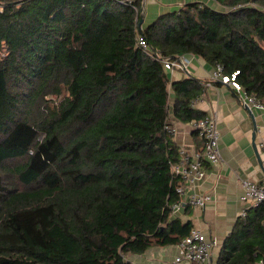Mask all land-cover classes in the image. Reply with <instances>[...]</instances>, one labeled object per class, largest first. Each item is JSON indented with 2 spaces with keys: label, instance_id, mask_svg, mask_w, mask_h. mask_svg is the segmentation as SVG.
Here are the masks:
<instances>
[{
  "label": "trees",
  "instance_id": "trees-1",
  "mask_svg": "<svg viewBox=\"0 0 264 264\" xmlns=\"http://www.w3.org/2000/svg\"><path fill=\"white\" fill-rule=\"evenodd\" d=\"M193 1L139 28L144 0H0V264H136L179 244L171 131L201 80L163 58L236 71L264 101V0ZM55 96L56 99H52ZM186 206V212H189ZM264 263V203L237 219L217 264Z\"/></svg>",
  "mask_w": 264,
  "mask_h": 264
},
{
  "label": "crops",
  "instance_id": "crops-1",
  "mask_svg": "<svg viewBox=\"0 0 264 264\" xmlns=\"http://www.w3.org/2000/svg\"><path fill=\"white\" fill-rule=\"evenodd\" d=\"M193 1L217 7L213 0H144L142 27L152 23L159 15ZM186 55L190 59L188 70H169L170 78L177 80L191 76L203 82L204 94L195 101L194 106L207 114L216 115L221 133L222 161L219 165L205 162L206 176L186 185L183 206L176 216L183 221H191L193 226L201 228L215 242L212 256L205 264H217L226 237L247 206L240 199L243 192L240 179L247 178L264 185V110L248 108L230 82L214 80V65L199 56ZM173 127L179 149H186L190 154L203 152V139L191 122L174 120ZM194 193L209 194L210 199L203 207L193 205L188 197ZM186 206L189 212H186ZM177 253V244L153 246L143 254H130L129 258L136 264H171Z\"/></svg>",
  "mask_w": 264,
  "mask_h": 264
},
{
  "label": "built area",
  "instance_id": "built-area-1",
  "mask_svg": "<svg viewBox=\"0 0 264 264\" xmlns=\"http://www.w3.org/2000/svg\"><path fill=\"white\" fill-rule=\"evenodd\" d=\"M137 41L138 45L149 57L159 59L167 70H188L190 59L186 54L179 55L172 59L163 58L160 52L154 51L150 47L143 35H139ZM238 72L239 71H236L231 76L224 75L222 73V66L218 64L215 66L213 78L214 80L221 79L224 82H230L239 92L242 103L248 108L252 109L255 107L264 110V101L248 93L242 84L237 81L236 75ZM191 124L203 139L204 150L202 153L190 154L186 149H180V160L172 164V172L175 175H178L182 180L181 184L177 187V192L181 199L172 205L174 215H176L183 206L182 197L186 193V185L195 182V180H201L206 176L207 168L205 162H208L211 165H219L222 161L220 146L221 133L216 115L206 114L199 120L191 121ZM171 131L175 133V128L171 127ZM240 183L243 188L240 199L247 204L241 213V216L245 217L249 209L264 203V185L247 178H241ZM209 199V194L194 193L188 197V201L191 204L200 207L205 206ZM214 245L215 242L208 237L201 228L193 226L190 233L179 244H177L178 253L171 264H181L183 262L205 264L212 256ZM260 264L264 263L260 262Z\"/></svg>",
  "mask_w": 264,
  "mask_h": 264
},
{
  "label": "water",
  "instance_id": "water-1",
  "mask_svg": "<svg viewBox=\"0 0 264 264\" xmlns=\"http://www.w3.org/2000/svg\"><path fill=\"white\" fill-rule=\"evenodd\" d=\"M143 21H144V17L142 15L141 19H140V22H139V28L142 29V24H143Z\"/></svg>",
  "mask_w": 264,
  "mask_h": 264
},
{
  "label": "rangeland",
  "instance_id": "rangeland-1",
  "mask_svg": "<svg viewBox=\"0 0 264 264\" xmlns=\"http://www.w3.org/2000/svg\"><path fill=\"white\" fill-rule=\"evenodd\" d=\"M213 2H214V0H213ZM216 5H217L218 8H220V9L222 8V9L225 10V7H223V6L219 5V4H216ZM51 98H52V99H56L55 96H51Z\"/></svg>",
  "mask_w": 264,
  "mask_h": 264
}]
</instances>
